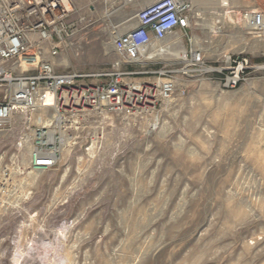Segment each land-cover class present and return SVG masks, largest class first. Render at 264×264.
I'll return each mask as SVG.
<instances>
[{"label":"rangeland","instance_id":"374dc122","mask_svg":"<svg viewBox=\"0 0 264 264\" xmlns=\"http://www.w3.org/2000/svg\"><path fill=\"white\" fill-rule=\"evenodd\" d=\"M89 1L75 0L72 21H84L55 59L60 73L110 68L113 38L143 6L97 0L89 12ZM190 1L197 23L166 44L203 64L142 65L176 71L156 113L69 117L77 128L44 173L23 169L30 132L0 133L11 185L0 264H264V27L242 18L264 24V0Z\"/></svg>","mask_w":264,"mask_h":264},{"label":"built area","instance_id":"2783aa9c","mask_svg":"<svg viewBox=\"0 0 264 264\" xmlns=\"http://www.w3.org/2000/svg\"><path fill=\"white\" fill-rule=\"evenodd\" d=\"M95 1L84 8L91 12ZM101 1L107 7L117 1L145 5L134 16L135 27L111 42L118 61L97 73L78 74L58 72L55 62L84 21H72L75 0H0V133L13 124L30 132L23 168L28 172H49L58 165L67 147L64 139L77 128L69 117L153 114L175 93L176 71L168 66L143 70L142 65L178 60L166 41L197 23L191 1ZM242 18L253 31L264 27L260 13L245 12ZM183 61L184 69L197 68L203 56L190 50ZM9 174L10 169L0 165V215L11 192Z\"/></svg>","mask_w":264,"mask_h":264},{"label":"bare ground","instance_id":"6f19581e","mask_svg":"<svg viewBox=\"0 0 264 264\" xmlns=\"http://www.w3.org/2000/svg\"><path fill=\"white\" fill-rule=\"evenodd\" d=\"M227 4L225 3V2H223L222 3V5L221 6H226ZM171 54H174L175 56H177L180 60H185V57H186V52H185V50L184 49H182L181 51L179 50V52H177L176 53V51H175V53H171ZM107 115V114H106ZM75 116V115H74ZM155 122H156V120L155 119H153V124L151 125L152 127H156L155 126ZM157 123V122H156ZM157 125V124H156ZM150 128V127H149Z\"/></svg>","mask_w":264,"mask_h":264},{"label":"crops","instance_id":"0c3cea01","mask_svg":"<svg viewBox=\"0 0 264 264\" xmlns=\"http://www.w3.org/2000/svg\"><path fill=\"white\" fill-rule=\"evenodd\" d=\"M142 5H145V3L144 4L142 3Z\"/></svg>","mask_w":264,"mask_h":264}]
</instances>
